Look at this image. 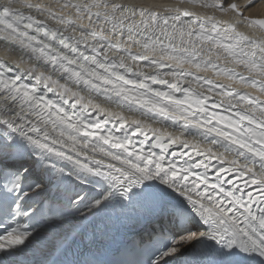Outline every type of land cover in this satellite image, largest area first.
Returning a JSON list of instances; mask_svg holds the SVG:
<instances>
[{
    "label": "snow or ice",
    "instance_id": "1",
    "mask_svg": "<svg viewBox=\"0 0 264 264\" xmlns=\"http://www.w3.org/2000/svg\"><path fill=\"white\" fill-rule=\"evenodd\" d=\"M183 2L0 0V264H264L259 0Z\"/></svg>",
    "mask_w": 264,
    "mask_h": 264
},
{
    "label": "bare ground",
    "instance_id": "2",
    "mask_svg": "<svg viewBox=\"0 0 264 264\" xmlns=\"http://www.w3.org/2000/svg\"><path fill=\"white\" fill-rule=\"evenodd\" d=\"M243 0H240L239 2L241 3ZM40 2H43V3H54L55 0H40ZM129 2H135V3H147V4H152V3H167V4H177V3H181L182 6H185V7H188L190 8L191 10H195V11H199L201 13L207 11L209 13H211L212 10H205V9H200L198 6H193L192 4L190 3H184L183 0H129ZM258 8V9H263L264 8V0H261L259 2V4L257 6H255L254 8ZM253 8V9H254ZM217 17L218 18H226L223 14L217 12L216 13ZM256 15V14H255ZM257 16V15H256ZM241 30H246L244 28L243 25H241ZM17 56V53L15 51H12V52H8L6 54V50L2 47H0V57L2 58H7V59H14L16 58ZM158 126H161V125H158ZM166 127H169V130L170 131H179V129H172L169 124H165Z\"/></svg>",
    "mask_w": 264,
    "mask_h": 264
},
{
    "label": "rangeland",
    "instance_id": "3",
    "mask_svg": "<svg viewBox=\"0 0 264 264\" xmlns=\"http://www.w3.org/2000/svg\"><path fill=\"white\" fill-rule=\"evenodd\" d=\"M240 1V0H239ZM261 0H259V2H260ZM244 2V0L241 2V3H243ZM259 2L258 3H256L250 10H247V11H245V15H249V14H251V15H253V16H256L257 15V17H264V8L261 10V9H258L257 7L256 8H254L255 6H257L258 4H259ZM254 8V9H253ZM256 14V15H255Z\"/></svg>",
    "mask_w": 264,
    "mask_h": 264
}]
</instances>
